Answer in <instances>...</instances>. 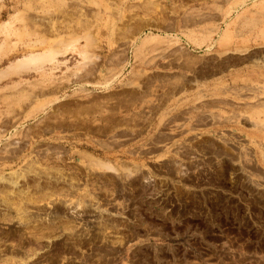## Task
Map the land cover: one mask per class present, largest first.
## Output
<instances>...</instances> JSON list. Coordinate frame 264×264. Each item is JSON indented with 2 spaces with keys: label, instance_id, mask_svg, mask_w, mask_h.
Segmentation results:
<instances>
[{
  "label": "rangeland",
  "instance_id": "rangeland-1",
  "mask_svg": "<svg viewBox=\"0 0 264 264\" xmlns=\"http://www.w3.org/2000/svg\"><path fill=\"white\" fill-rule=\"evenodd\" d=\"M263 2L0 0V264H264Z\"/></svg>",
  "mask_w": 264,
  "mask_h": 264
},
{
  "label": "bare ground",
  "instance_id": "bare-ground-1",
  "mask_svg": "<svg viewBox=\"0 0 264 264\" xmlns=\"http://www.w3.org/2000/svg\"><path fill=\"white\" fill-rule=\"evenodd\" d=\"M15 1V0H14ZM32 1V0H31ZM197 1H199V0H197ZM248 1V0H247ZM17 2V1H16ZM25 2V1H24ZM14 3V2H13ZM262 6V16H263V18L262 19H258V20H253V21H251L249 24H251V25H257V24H260V23H263L264 24V2L261 4ZM27 6V5H26ZM22 11V10H21ZM18 14V13H17ZM23 16H24V14H22ZM15 16V15H14ZM26 16V15H25ZM201 17V16H200ZM12 18V17H11ZM10 18V19H11ZM98 18V17H97ZM15 19V18H14ZM13 19V20H14ZM17 19H18V17H17ZM25 19H26V17H25ZM28 19V18H27ZM26 19V20H27ZM99 19V18H98ZM12 20V21H13ZM22 20H24V19H22ZM35 20H37V18H35ZM41 20H43V19H41ZM16 21V20H15ZM14 21V22H15ZM25 21V20H24ZM17 22H19V21H17ZM26 22V21H25ZM25 22H23V23H25ZM29 22V21H28ZM13 23V22H12ZM9 23L7 22V24H5L4 26H5V28H6V30H8V26H10V25H8ZM2 25V24H1ZM19 25V24H18ZM245 25V24H244ZM16 26V25H15ZM258 26V25H257ZM256 26V27H257ZM1 28V27H0ZM15 28V27H14ZM33 29V28H32ZM19 31V30H18ZM8 32H9V30H8ZM5 33V32H4ZM12 33H14V32H12ZM25 33V32H24ZM23 33V34H24ZM28 33H30V32H28ZM37 33V32H36ZM35 33V34H36ZM250 33V32H249ZM260 33V35L262 36V38L261 39H264V28L259 32ZM10 34H11V32H10ZM10 34H9V36H10ZM22 35V34H21ZM11 36H13V35H11ZM19 36V35H18ZM17 36V37H18ZM38 36V35H37ZM20 37H22V36H20ZM24 37V36H23ZM22 37V38H23ZM32 37V36H31ZM260 37V36H259ZM73 38V37H72ZM84 38H86L85 40H86V43L87 44H89V43H91V38L90 37H88V36H84ZM95 38V37H94ZM21 40V39H20ZM18 41H19V39H18ZM260 41V40H259ZM263 41V40H262ZM6 42V41H5ZM26 42V41H25ZM34 42V41H33ZM248 42V41H247ZM27 43H29V42H27ZM49 44V43H48ZM86 44V45H87ZM3 45V44H2ZM31 45V44H30ZM3 46H5V45H3ZM38 47V46H37ZM99 49V48H98ZM52 50H55V49H50L49 51H45L44 53H41V54H30L27 58H25L23 61H21L20 63L21 64H23V65H25V64H31L32 65V62L33 63H41V62H43V61H47V60H49V61H53V59L56 57V55H57V53H58V51L57 52H53ZM257 50V49H256ZM56 51V50H55ZM260 51V50H259ZM2 52H4V51H1V53ZM37 52V51H36ZM258 52V51H257ZM244 53H245V51H238V53H236L235 54V58L233 59V60H230V64L228 65V66H232V67H236V66H240V65H243V64H245V63H250V64H254V63H256L257 61H255L254 59V57H256V55L255 56H250L249 57V55H248V57H246V56H243L244 55ZM250 53H252V52H250ZM61 54V53H60ZM4 55V54H3ZM226 55V54H225ZM228 55V54H227ZM259 55V54H258ZM261 55V54H260ZM2 56V55H1ZM0 56V57H1ZM234 56V55H233ZM210 57V56H209ZM224 57V56H223ZM229 57V56H228ZM261 57V56H260ZM254 58V59H253ZM229 59V58H228ZM40 60H42V61H40ZM258 60V59H257ZM264 61V60H263ZM18 63V65H21L19 62H17ZM224 63H226V61H224ZM44 64V63H43ZM262 64V63H261ZM42 65V64H41ZM226 65V64H225ZM225 67V66H224ZM225 69V68H224ZM201 71V70H200ZM223 72H224V70H223ZM208 76V75H207ZM209 79V78H208ZM137 87V86H136ZM138 89V88H137ZM142 90V89H141ZM257 90V89H256ZM223 94V93H222ZM142 96V95H141ZM242 97V96H241ZM141 101V100H140ZM250 108H252L251 107V105L249 106ZM255 113H257V114H260V113H262L263 115H264V102H261L260 104H256L255 105ZM232 110V109H231ZM219 117V116H218ZM140 118V117H139ZM257 118V117H256ZM133 120V119H132ZM140 120V119H139ZM243 120V118H241L240 117V122L241 123H243V124H246V122L247 121H242ZM245 120V119H244ZM134 121V120H133ZM261 122H263L262 124H261V126H262V130L261 131H263L264 130V116L262 117V119L260 120ZM242 124V125H243ZM250 126H251V128L253 129H257V127H260L261 128V126H259L260 124H258V121L257 120H255V121H252V122H249L248 123ZM246 126V125H245ZM126 128V127H125ZM193 128V127H192ZM204 128V127H203ZM181 129V128H180ZM116 130V129H115ZM115 132V131H114ZM175 138V137H174ZM241 138V137H240ZM168 139V138H167ZM189 140V139H188ZM201 140V139H200ZM202 141V140H201ZM162 142V141H161ZM219 142V141H218ZM165 143V142H164ZM204 143V142H203ZM243 144H245V143H243ZM197 147V146H196ZM247 147V146H246ZM230 149V148H229ZM243 149V148H242ZM261 149H262V155L264 156V143H263V145L261 146ZM184 150V149H183ZM204 150V149H203ZM246 151V150H245ZM237 152V151H236ZM182 154H183V152H182ZM251 156H252V153H251ZM252 160H254V159H252ZM97 161V160H96ZM244 162V161H243ZM94 163V162H93ZM96 163H98V162H96ZM100 163H102L103 165H105L106 167H108V168H114V166H113V164H111V163H109V162H100ZM164 166V165H163ZM218 167V166H217ZM220 168V167H219ZM191 169V168H190ZM131 171V170H130ZM183 171V170H182ZM208 171V170H207ZM141 174H142V172H141ZM180 175V174H179ZM33 177H36L35 175H33ZM134 178V177H133ZM142 178V177H141ZM47 180V179H46ZM0 182H2V183H4V184H6L12 191H20V197H26V195H27V190H25L24 188H23V186H24V181H23V178H22V176L20 175V174H16V173H10V174H8L6 177H2V178H0ZM235 187V186H234ZM50 188V187H49ZM48 188V189H49ZM41 191V190H40ZM254 191V190H253ZM30 192V191H29ZM38 193V192H37ZM70 195H72V194H70ZM132 195V194H131ZM19 198V197H18ZM69 203V202H68ZM31 205V204H30ZM65 205V204H64ZM72 205V204H71ZM75 205H76V203H75ZM82 205V204H81ZM41 206V205H40ZM69 206V205H68ZM12 207H13V205H12ZM39 207V206H38ZM37 206H33L32 207V210H31V212H30V215L32 214L33 215V217L35 216V213L39 210V208H38ZM67 207V206H66ZM72 207V206H71ZM7 209V208H9V206L7 205H4V203H3V205L2 204H0V209ZM69 208H70V206H69ZM69 208H67V209H69ZM10 209H11V207H10ZM9 209V210H10ZM31 209V208H30ZM8 210V209H7ZM75 210V209H74ZM78 210V209H77ZM76 210V211H77ZM11 212V211H10ZM38 212H40V211H38ZM37 212V213H38ZM45 212H47V210L45 211ZM67 213V212H66ZM70 213V212H69ZM39 214V213H38ZM99 214H101V212L99 213ZM29 214H27V217H23L22 215H19L18 217H17V220H16V222H15V224H14V228L13 229H15L16 231H24L28 226H31V224L33 223V221L31 220V216H30ZM14 217V216H13ZM15 218V217H14ZM35 219V218H34ZM13 224V223H12ZM94 228V227H93ZM104 231V230H103ZM107 231V230H106ZM115 237V236H114ZM72 241H74V240H72ZM102 241V240H101ZM49 246V245H48ZM49 248V247H48ZM91 248V247H90ZM98 254V253H97Z\"/></svg>",
  "mask_w": 264,
  "mask_h": 264
},
{
  "label": "crops",
  "instance_id": "crops-1",
  "mask_svg": "<svg viewBox=\"0 0 264 264\" xmlns=\"http://www.w3.org/2000/svg\"><path fill=\"white\" fill-rule=\"evenodd\" d=\"M56 58V57H55Z\"/></svg>",
  "mask_w": 264,
  "mask_h": 264
}]
</instances>
